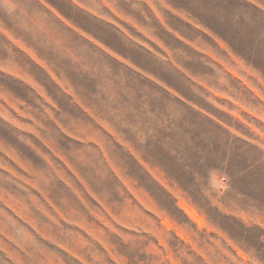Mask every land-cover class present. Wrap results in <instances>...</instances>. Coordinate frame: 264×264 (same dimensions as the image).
Instances as JSON below:
<instances>
[{
  "label": "clouds",
  "instance_id": "obj_1",
  "mask_svg": "<svg viewBox=\"0 0 264 264\" xmlns=\"http://www.w3.org/2000/svg\"><path fill=\"white\" fill-rule=\"evenodd\" d=\"M0 264H264V0H0Z\"/></svg>",
  "mask_w": 264,
  "mask_h": 264
},
{
  "label": "rangeland",
  "instance_id": "obj_2",
  "mask_svg": "<svg viewBox=\"0 0 264 264\" xmlns=\"http://www.w3.org/2000/svg\"><path fill=\"white\" fill-rule=\"evenodd\" d=\"M188 211H189V214H191L190 210H188Z\"/></svg>",
  "mask_w": 264,
  "mask_h": 264
}]
</instances>
